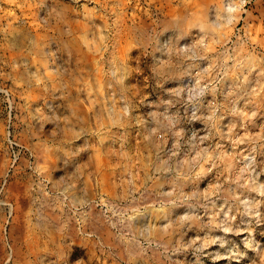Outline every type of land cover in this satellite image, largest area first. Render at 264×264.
<instances>
[{
	"label": "rangeland",
	"instance_id": "374dc122",
	"mask_svg": "<svg viewBox=\"0 0 264 264\" xmlns=\"http://www.w3.org/2000/svg\"><path fill=\"white\" fill-rule=\"evenodd\" d=\"M0 264H264V0H0Z\"/></svg>",
	"mask_w": 264,
	"mask_h": 264
}]
</instances>
